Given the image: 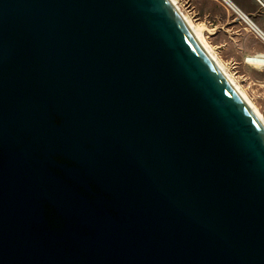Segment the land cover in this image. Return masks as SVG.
<instances>
[{"label":"water","instance_id":"obj_1","mask_svg":"<svg viewBox=\"0 0 264 264\" xmlns=\"http://www.w3.org/2000/svg\"><path fill=\"white\" fill-rule=\"evenodd\" d=\"M0 264H264V121L174 0H0Z\"/></svg>","mask_w":264,"mask_h":264},{"label":"rangeland","instance_id":"obj_2","mask_svg":"<svg viewBox=\"0 0 264 264\" xmlns=\"http://www.w3.org/2000/svg\"><path fill=\"white\" fill-rule=\"evenodd\" d=\"M175 1L191 24L201 30L225 72L264 118V66L248 62L264 50V41L223 0Z\"/></svg>","mask_w":264,"mask_h":264},{"label":"crops","instance_id":"obj_3","mask_svg":"<svg viewBox=\"0 0 264 264\" xmlns=\"http://www.w3.org/2000/svg\"><path fill=\"white\" fill-rule=\"evenodd\" d=\"M231 2L246 16H249L252 24L254 23L255 27L264 34V9L257 0H231ZM257 54H264V50Z\"/></svg>","mask_w":264,"mask_h":264},{"label":"bare ground","instance_id":"obj_4","mask_svg":"<svg viewBox=\"0 0 264 264\" xmlns=\"http://www.w3.org/2000/svg\"><path fill=\"white\" fill-rule=\"evenodd\" d=\"M175 1V0H174ZM225 3H227L234 11H235V13L242 19V20H244L254 31H255V33L261 38V39H263L264 38V34L259 30V29H257V27H255V24L253 25L252 24V22H251V20L243 13V12H241L234 4H233V2H231V0H223ZM175 3H176V1H175ZM177 4V3H176ZM178 6V5H177ZM194 28H195V30L199 33V35L201 36V38L203 39V37H202V32H201V30L198 28V27H196V26H194V25H192ZM263 37V38H262ZM264 40V39H263ZM203 41H204V39H203ZM204 43H205V41H204ZM206 44V43H205ZM206 46H207V44H206ZM207 48H208V46H207ZM209 49V48H208ZM210 50V49H209ZM211 52V51H210ZM215 58V57H214ZM216 59V58H215ZM218 62V61H217ZM248 62H250V63H252L253 65H255V66H258V67H263L264 66V54H260V55H255V56H253V57H251V58H249L248 59ZM219 63V62H218ZM220 64V63H219ZM222 67V66H221ZM223 68V67H222ZM234 82V81H233ZM238 87V86H237ZM239 88V87H238ZM244 95V94H243ZM245 96V98L248 100V98L246 97V95H244ZM249 101V100H248ZM250 102V101H249ZM251 103V102H250ZM251 105H252V107L256 110V112L260 115V117L262 118V120L264 121V118L262 117V115L259 113V111L256 109V107L251 103Z\"/></svg>","mask_w":264,"mask_h":264},{"label":"built area","instance_id":"obj_5","mask_svg":"<svg viewBox=\"0 0 264 264\" xmlns=\"http://www.w3.org/2000/svg\"><path fill=\"white\" fill-rule=\"evenodd\" d=\"M260 4H261V6L263 7V9H264V3L261 1V0H257ZM244 21V20H243Z\"/></svg>","mask_w":264,"mask_h":264}]
</instances>
